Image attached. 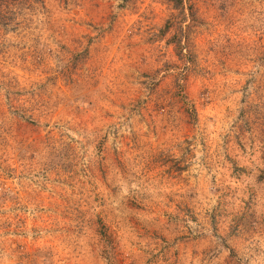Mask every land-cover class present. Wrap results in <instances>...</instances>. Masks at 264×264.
I'll return each instance as SVG.
<instances>
[{
  "label": "rangeland",
  "instance_id": "1",
  "mask_svg": "<svg viewBox=\"0 0 264 264\" xmlns=\"http://www.w3.org/2000/svg\"><path fill=\"white\" fill-rule=\"evenodd\" d=\"M0 264H264V0H0Z\"/></svg>",
  "mask_w": 264,
  "mask_h": 264
},
{
  "label": "trees",
  "instance_id": "2",
  "mask_svg": "<svg viewBox=\"0 0 264 264\" xmlns=\"http://www.w3.org/2000/svg\"><path fill=\"white\" fill-rule=\"evenodd\" d=\"M169 2H173L174 4H179V3H181L182 2V0H169Z\"/></svg>",
  "mask_w": 264,
  "mask_h": 264
}]
</instances>
